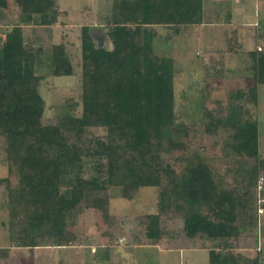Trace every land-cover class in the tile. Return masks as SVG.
I'll list each match as a JSON object with an SVG mask.
<instances>
[{
  "label": "trees",
  "instance_id": "16d2710c",
  "mask_svg": "<svg viewBox=\"0 0 264 264\" xmlns=\"http://www.w3.org/2000/svg\"><path fill=\"white\" fill-rule=\"evenodd\" d=\"M6 3L0 0V23ZM201 3L114 0L103 17L109 49L96 48L88 28L81 27L79 101L69 103L54 125H42L37 91L42 77L35 75L42 63L40 48L27 45L22 28H49L67 15L55 0H19V23L3 31L0 40V137L8 163L0 182L6 185L9 247H79L68 229L75 216L93 209L110 226L115 221L107 210L111 187L119 188L125 201L138 189L152 187L157 189L156 211L136 220L148 241L166 238L161 218L177 217L186 238L220 241L216 249L206 250L207 264H258L256 257L231 251L228 242L240 233L237 222L247 212L243 201L255 199V180L263 167L257 160V124L243 102L256 107L257 87L264 85V48L248 53L253 86L229 94L231 101L217 108L225 112L205 129L208 134L218 127L227 132L220 150L225 175L235 185L225 189L223 178L216 181L202 156L186 158L187 130L175 123L173 113V63L152 45L159 36L156 27L169 28V37L202 24ZM233 39L230 44L237 47ZM48 60L50 76L72 74L62 45L50 47ZM212 92L217 93L205 91V96ZM98 129L104 137L94 136ZM174 153L178 170L162 159ZM252 211L255 215L254 205ZM110 245L107 241L95 255ZM9 247L0 248V260ZM102 256L101 263L108 259Z\"/></svg>",
  "mask_w": 264,
  "mask_h": 264
},
{
  "label": "rangeland",
  "instance_id": "374dc122",
  "mask_svg": "<svg viewBox=\"0 0 264 264\" xmlns=\"http://www.w3.org/2000/svg\"><path fill=\"white\" fill-rule=\"evenodd\" d=\"M114 0H55L60 11L67 16H61L59 23L49 28L24 26L23 39L27 45L40 48L41 65L35 67V75L42 79L37 87L38 94L43 101V113L40 119L42 125H54L58 117L68 111L69 103L78 102L80 95V56L79 36L81 27H87L88 33L96 48L109 49L106 39V28L103 17L108 13L110 4ZM256 0H213L205 4L207 10H220L215 18L217 27H187L182 28L173 36L167 37L169 28H154L159 36L154 38L152 45L157 55L170 58L173 63V113L175 123L187 130V156H202L215 179L223 178V186L228 189L235 185L233 177L225 175L226 163L221 154V145L226 140L227 132L218 127L209 134L205 132L212 118L225 109L218 111V105L225 107L231 101L229 94L244 91L253 86V73L250 70L251 62L248 53L264 48L259 38L248 32L249 39L235 49V44L221 43L227 30L226 22L241 24L242 20L250 23L256 15L254 8ZM19 0H7L3 10V22L0 23L1 33L8 31L14 24L19 23ZM222 14H229L223 19ZM237 16L243 17L239 19ZM204 15L207 16V11ZM260 15V13H259ZM232 17V18H231ZM260 18V16H259ZM225 20V21H224ZM205 23H210L204 17ZM224 21V22H223ZM201 25V24H200ZM220 26V27H219ZM235 27H237L235 25ZM251 31L258 30L257 24L253 27H244ZM211 31H208L210 30ZM213 33V34H210ZM246 35V34H245ZM244 35V38H245ZM261 35V34H260ZM259 37V35H258ZM253 39V40H251ZM226 47L223 54L217 53L221 45ZM52 45H62L70 60L72 74L70 76L52 77L48 73V55ZM241 46V47H240ZM222 51V50H219ZM227 51V55H224ZM242 68V70H241ZM205 91H215L205 96ZM223 92L225 96H221ZM204 98V99H203ZM256 107L243 102L248 115L255 119L257 124V151L258 161L263 162L264 169V85L257 87ZM74 114L79 115V109ZM96 137H104L102 129L92 131ZM5 142L0 137V180L7 177V160ZM180 153V154H182ZM163 155V163L178 170L177 157ZM253 162H250L252 164ZM229 165V164H228ZM249 165V163H248ZM260 170V171H261ZM259 171V172H260ZM259 174V173H258ZM88 176V175H87ZM6 185L0 182V248L9 247ZM108 213L115 217V221L107 226L101 219L99 212L86 209L73 218L68 229L77 238L79 247L63 248H15L9 247L7 257L0 260V264H100L103 253L108 256L109 264H207L208 249H216L220 241H209L204 238L188 239L181 231V220L177 217L161 218L160 228L166 234L162 241H148L142 227L136 220L156 211L157 189L145 187L138 189L131 201L121 199L120 189L111 187L108 191ZM247 207L245 216L238 219L240 233L238 237L228 242L231 251L242 254L245 258L256 257L258 264H264V216L253 214L256 209L255 199L243 201ZM253 202V203H252ZM252 214V215H251ZM253 216L255 221L253 222ZM122 228V230H121ZM107 241L111 244L108 249L103 248ZM194 248V249H192ZM218 249V248H217ZM92 250V252H91Z\"/></svg>",
  "mask_w": 264,
  "mask_h": 264
},
{
  "label": "crops",
  "instance_id": "0c3cea01",
  "mask_svg": "<svg viewBox=\"0 0 264 264\" xmlns=\"http://www.w3.org/2000/svg\"><path fill=\"white\" fill-rule=\"evenodd\" d=\"M209 1H210V3H212L213 0H201V2H202L201 3L202 24L199 25L198 27H212V26L217 27V25L215 26V24L213 22H215V18L219 17V15L217 13H221V12H218V11H220L219 9L218 10H207V6L205 7V4L208 3ZM254 8L256 10V12H255L256 15L253 16V21L251 23H250V20H249V22H248V20L247 21L242 20L241 24H236V23H232V22L230 23V22H226L224 20L227 28H229V29L227 30V33H226V30L222 31L223 34L225 33V35H227V36H223V38L221 39V43L225 42L226 45H228V43L232 42L234 40L233 38H235L236 43L238 44V46L235 47V49H236L239 47V44L243 46L241 39L243 40V43L246 42V44H247L248 40L250 41L248 32H251L252 35L253 34L255 35V39L259 38V43L263 44V41H264V0H256ZM205 11H207V16L204 15ZM259 13H260V15H259ZM259 16H260V18H259ZM204 17H207V19H209V22H210L209 24L205 23ZM222 17H224L223 19H226L227 17H229V14L228 15L222 14ZM236 17H238L239 19L243 18V17L237 16V14H236ZM255 24H257V26H258V30L251 31L247 28L246 29L244 28V27H248V28L253 27ZM235 25L237 27H235ZM195 27H197V26H195ZM208 31H211V29ZM210 34H213V33L210 32ZM244 35H245V38H244ZM258 35H259V37H258ZM251 40H253V39H251ZM220 45H221V48L218 49L217 53L220 52V54H221L223 52V50H227V48L223 47L222 46L223 44H220ZM219 50H222V51H219ZM224 52H225L224 55L228 54L227 51H224ZM241 70H242V68H241ZM192 249H194V248H192ZM91 252H92V250H91ZM104 260H106V259H104ZM108 262H109V260L107 259L106 261H104L101 264H109Z\"/></svg>",
  "mask_w": 264,
  "mask_h": 264
},
{
  "label": "built area",
  "instance_id": "2783aa9c",
  "mask_svg": "<svg viewBox=\"0 0 264 264\" xmlns=\"http://www.w3.org/2000/svg\"><path fill=\"white\" fill-rule=\"evenodd\" d=\"M256 214L264 216V169L259 172L254 186Z\"/></svg>",
  "mask_w": 264,
  "mask_h": 264
}]
</instances>
